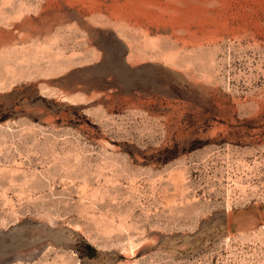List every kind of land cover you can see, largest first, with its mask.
Segmentation results:
<instances>
[{
  "label": "rangeland",
  "instance_id": "obj_1",
  "mask_svg": "<svg viewBox=\"0 0 264 264\" xmlns=\"http://www.w3.org/2000/svg\"><path fill=\"white\" fill-rule=\"evenodd\" d=\"M0 264H264V0H0Z\"/></svg>",
  "mask_w": 264,
  "mask_h": 264
},
{
  "label": "bare ground",
  "instance_id": "obj_2",
  "mask_svg": "<svg viewBox=\"0 0 264 264\" xmlns=\"http://www.w3.org/2000/svg\"><path fill=\"white\" fill-rule=\"evenodd\" d=\"M230 1H231V0H230ZM226 2H227V1H226ZM166 6H167V5H166ZM202 8H203V7H202ZM176 9H177V8H176ZM176 9H175V10H176ZM180 9H181V8H180ZM190 9H191V8H190ZM195 9H197V8H195ZM178 10H179V9H178ZM183 11H184V9H183ZM186 11H187V10H186ZM208 11H209V10H208ZM200 13H201V12H200ZM186 14H187V13H186ZM188 15H189V14H188ZM180 18H181V17H180ZM177 19H178V18H177ZM184 19H185V18H184ZM181 20H182V19H181ZM179 23H180V22H179ZM179 23H178V24H179Z\"/></svg>",
  "mask_w": 264,
  "mask_h": 264
}]
</instances>
